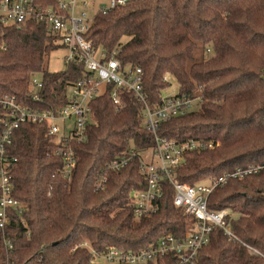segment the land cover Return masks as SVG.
Listing matches in <instances>:
<instances>
[{
    "label": "trees",
    "instance_id": "trees-1",
    "mask_svg": "<svg viewBox=\"0 0 264 264\" xmlns=\"http://www.w3.org/2000/svg\"><path fill=\"white\" fill-rule=\"evenodd\" d=\"M59 1L36 0L42 9ZM85 37L124 66L143 70L151 108L162 104L168 76L179 87L167 97L198 101L157 130L159 137L177 143H214L187 151L173 170L175 181L193 186L238 167L264 166V0H132L96 13ZM56 38L42 21L0 22L1 95L40 110L69 102V90L85 67L46 68V56L59 47ZM34 78L43 84L38 100L33 98ZM90 107L84 141L68 143L49 134L45 123L25 122L4 143L13 197L20 206L7 210L9 222L0 227V264H90L94 252L136 251L167 234L183 239L196 224L175 207L168 179L161 180L157 212L135 216L131 193L147 187L142 160L156 162L145 104L133 92L107 84ZM67 146L76 162L69 177L57 154ZM122 156H130L123 169L107 168ZM208 207L228 209L226 220L235 238L214 229L195 264H264V168L228 178L209 194ZM172 262L168 255L147 264Z\"/></svg>",
    "mask_w": 264,
    "mask_h": 264
},
{
    "label": "built area",
    "instance_id": "built-area-1",
    "mask_svg": "<svg viewBox=\"0 0 264 264\" xmlns=\"http://www.w3.org/2000/svg\"><path fill=\"white\" fill-rule=\"evenodd\" d=\"M132 0H107L106 4L97 5L98 12L107 11L126 5ZM95 0H60L53 7L42 9L36 0H0V22L9 24H25L30 20L45 22L57 36V44L66 50L65 64L78 63L85 67L84 76L69 90V102L58 108L34 109L22 104L15 96L0 94V115L5 121V127L0 137V227L3 228L9 218L7 210L18 208L19 201L13 197V183L10 177L11 165L4 157V143L10 141L13 129L21 123H45L48 132L58 139L70 143L71 140L84 141L87 139L86 127L91 112L90 103L101 95L107 84L131 91L145 104V126L155 136L156 146L154 155L156 162L142 160L141 171L145 174L147 187L134 190L131 193V204L136 218L149 216L158 210V200L163 196L161 180L168 179L175 189L173 203L176 208L183 210L184 215L196 219V224L189 230L186 237L178 239L172 234L162 237L154 246L133 250L110 249L106 254L94 252L90 264H94L96 256L113 263L147 264L159 258L172 255L171 264H195L199 251L208 244L214 229L220 228L230 238H235L230 225L227 223L229 211L227 208L211 210L208 207L209 194L219 185H224L230 177H243L257 172L264 166L238 167L231 174L208 178L207 184L189 185L174 180L173 170L183 164L185 153L189 150L200 149L204 143L188 140L177 143L174 140L159 137V124L171 117L184 113L191 106V101L181 98L163 97L162 104L151 108L147 103V95L143 89V70L140 67L124 66L113 54L107 55L103 49L94 48L92 41L85 37L95 14L90 15L87 8ZM97 4V1H96ZM43 87L39 78L32 83L33 98L39 99L38 91ZM115 104H120L116 91L113 92ZM73 126L69 128L68 122ZM67 131V132H65ZM213 148L210 142L205 147ZM63 156V174L69 177L76 167L74 153L71 147H63L57 151ZM130 161V156L113 159L107 168L111 171L123 169ZM105 177L98 182L101 187ZM87 245V244H85ZM12 248V244H9Z\"/></svg>",
    "mask_w": 264,
    "mask_h": 264
},
{
    "label": "rangeland",
    "instance_id": "rangeland-1",
    "mask_svg": "<svg viewBox=\"0 0 264 264\" xmlns=\"http://www.w3.org/2000/svg\"><path fill=\"white\" fill-rule=\"evenodd\" d=\"M97 1V4H96ZM106 4L107 0H95L92 4H90L87 8L88 12L90 15L95 14V10H97V5L99 4ZM66 50L59 46L52 52H50L46 58H45V67L48 68L52 72H57L60 70H63L65 68V55H66ZM169 80V85L162 91L163 96H169V95H174L178 91V83L175 78L172 76H168ZM198 101H191V107L195 108L198 106ZM69 128L73 126V122L69 121L68 123ZM67 132V131H65ZM209 181L208 179H203L199 183L201 184H207ZM94 264H115L112 261H109L107 259H104L101 255L96 256V260Z\"/></svg>",
    "mask_w": 264,
    "mask_h": 264
},
{
    "label": "crops",
    "instance_id": "crops-1",
    "mask_svg": "<svg viewBox=\"0 0 264 264\" xmlns=\"http://www.w3.org/2000/svg\"><path fill=\"white\" fill-rule=\"evenodd\" d=\"M69 123V122H68Z\"/></svg>",
    "mask_w": 264,
    "mask_h": 264
}]
</instances>
